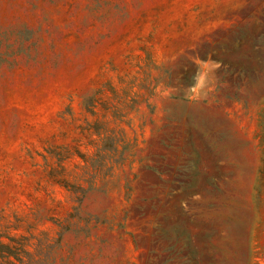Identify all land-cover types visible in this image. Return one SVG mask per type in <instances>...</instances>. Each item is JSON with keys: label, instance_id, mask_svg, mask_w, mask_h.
I'll use <instances>...</instances> for the list:
<instances>
[{"label": "rangeland", "instance_id": "374dc122", "mask_svg": "<svg viewBox=\"0 0 264 264\" xmlns=\"http://www.w3.org/2000/svg\"><path fill=\"white\" fill-rule=\"evenodd\" d=\"M0 264H264V0H0Z\"/></svg>", "mask_w": 264, "mask_h": 264}, {"label": "clouds", "instance_id": "9594fccd", "mask_svg": "<svg viewBox=\"0 0 264 264\" xmlns=\"http://www.w3.org/2000/svg\"><path fill=\"white\" fill-rule=\"evenodd\" d=\"M197 63H201L200 61H197ZM206 66V65H205ZM215 67H219V64H215ZM196 83L194 85H189V99H198L201 95V91L206 87L207 85V74L203 71H198V76L195 78Z\"/></svg>", "mask_w": 264, "mask_h": 264}]
</instances>
